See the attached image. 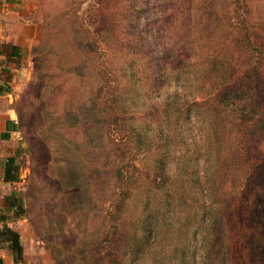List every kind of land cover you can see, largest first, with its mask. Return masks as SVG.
Returning <instances> with one entry per match:
<instances>
[{"label":"rangeland","instance_id":"rangeland-1","mask_svg":"<svg viewBox=\"0 0 264 264\" xmlns=\"http://www.w3.org/2000/svg\"><path fill=\"white\" fill-rule=\"evenodd\" d=\"M28 22L0 63L2 263L264 264V0H35Z\"/></svg>","mask_w":264,"mask_h":264},{"label":"trees","instance_id":"trees-1","mask_svg":"<svg viewBox=\"0 0 264 264\" xmlns=\"http://www.w3.org/2000/svg\"><path fill=\"white\" fill-rule=\"evenodd\" d=\"M245 40H247V38H245ZM11 51L13 52V54L17 52L16 48L14 47H11ZM219 104L222 105L221 102H219ZM249 105L250 102L246 104V106ZM251 110L252 108L250 109V111ZM18 128H19L18 121L16 123L14 121L6 119L4 121V128L0 132V140H7L9 138V134L11 132L16 131ZM261 139L262 136H260V134L255 136L253 135L251 137V133H250L247 136L246 139L247 147H245L246 148L245 151L247 152L245 156L249 157L252 156L253 154V149L252 148L249 149L250 145L248 144L251 143L254 146L255 144L259 143ZM248 157H246V159H248ZM2 175H3L2 180L5 183L17 182V167L14 165L13 159L5 160L2 166ZM3 207L6 208L7 211H10L13 214L12 218H19L24 214V205L22 203V200H20L15 196L8 195L4 197ZM0 249L5 250L11 256V259L14 263H18L21 261L22 247L19 242L18 233L7 226V223L5 222V218L3 215H0ZM0 264H3L1 258H0Z\"/></svg>","mask_w":264,"mask_h":264},{"label":"crops","instance_id":"crops-1","mask_svg":"<svg viewBox=\"0 0 264 264\" xmlns=\"http://www.w3.org/2000/svg\"><path fill=\"white\" fill-rule=\"evenodd\" d=\"M34 5L35 0H0V63L6 53L10 60H17L20 45L33 39L32 26L28 21ZM11 47L16 48L15 54ZM4 91L5 86L0 83V94Z\"/></svg>","mask_w":264,"mask_h":264}]
</instances>
